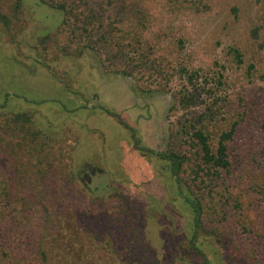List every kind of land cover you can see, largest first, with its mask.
Listing matches in <instances>:
<instances>
[{"label":"rangeland","instance_id":"374dc122","mask_svg":"<svg viewBox=\"0 0 264 264\" xmlns=\"http://www.w3.org/2000/svg\"><path fill=\"white\" fill-rule=\"evenodd\" d=\"M132 1L148 8L144 40L160 44L168 79L157 70L141 77L105 70L89 52L59 53L52 37L43 40L61 16L33 0L9 32L0 25V120L30 114L35 135L25 140L38 159L55 161L59 177L44 182L56 196H45L46 208L27 183L0 194V264H44L42 247L59 238L91 264H183L193 215L176 177L168 162L135 150L130 132L106 110L135 130L139 146L188 154L181 178L205 199L207 231L198 245L211 264H264V51L249 35L264 0ZM232 127L227 172L194 175L193 128L214 145ZM1 145V162L13 160ZM109 231L116 242L108 249ZM186 262L202 264L195 255Z\"/></svg>","mask_w":264,"mask_h":264},{"label":"trees","instance_id":"16d2710c","mask_svg":"<svg viewBox=\"0 0 264 264\" xmlns=\"http://www.w3.org/2000/svg\"><path fill=\"white\" fill-rule=\"evenodd\" d=\"M25 1L0 0V25L6 32H9L15 22L19 20L24 10ZM33 2L38 7H45L61 16L57 32L48 35L43 40L47 42L52 37L55 50L59 53L81 56L89 52L99 60L101 67H104L105 70L124 76L138 75L140 77L147 71L149 73L150 70H157L160 72L158 76L168 79L170 64L166 56L159 53L158 45L160 44L155 41L144 40L145 34L150 31L147 7L139 5L138 2H129V0H33ZM127 32L128 35L125 38ZM249 35L257 43L259 49L264 51V9L258 24L251 28ZM55 42L60 44L58 48H56ZM232 51L237 58L240 57L238 50L233 49ZM180 71L188 74L184 68H180ZM163 72L164 74H162ZM188 79L191 81L192 75H188ZM106 113L114 117L120 125L130 132L135 150L142 153L148 152L150 155L168 162L172 176L176 177L174 180L178 194L193 215L192 235L185 240L186 245L184 244L189 249V253L181 259L182 263L189 264L186 260L189 256L195 255L201 259L202 264H211L198 245V238L200 235L206 234L207 231L204 229L203 223L205 199L203 196L201 197V194L194 195L189 192L186 188L187 183H184L181 178L183 166L187 164L190 166L191 159L188 154L174 151L161 153L139 146L135 130L128 126L119 114L108 110ZM2 120H0L1 148L5 149L7 146L8 151H11L14 157L13 160H10L11 157L3 163L0 159V194L3 197L9 196L10 188H17V184L24 186V183H27V186L34 190L35 199H39L37 201L40 205L46 208L48 202L45 196L49 195L51 198L52 195V199L56 197L45 186L48 184V177L58 182L59 177L54 173L55 161L44 160V158L43 160L38 159L35 155L36 150L28 146L25 133L35 135V132L32 131L30 114H13L8 116L6 120ZM233 133L234 128L232 127L229 131L222 133L217 143L212 145L203 130L193 128L190 139L193 147L196 148L199 161L194 164L192 169L194 175L197 176L198 171L210 172L208 177L217 175L221 170L227 172L230 166L227 152L228 141L232 139ZM20 135L22 136L21 141L13 144L12 138L15 136L20 138ZM31 141L34 143L33 140ZM24 157L27 159L24 160ZM17 161L20 162L19 165ZM9 162L10 166L7 164ZM12 166H15V170L11 173L13 176L11 178L5 177V170H12ZM191 166L193 165L191 164ZM44 182H46L45 185ZM114 235L113 231L104 235L108 249L116 242ZM96 237L98 236L96 235ZM76 239L79 242L78 245L82 247L81 236L76 235ZM65 240L67 241V239ZM61 241L62 238H59L58 243L57 240L54 241V244L50 245L52 248L42 245L40 252L42 259L39 262L44 264H91L88 258L81 257L80 253L76 255L78 253L76 250L73 249L72 252V249H68V246ZM40 244H43L41 240ZM69 244L72 246L73 243ZM97 245L100 248V243ZM115 250L116 248L110 251L114 253ZM134 257L128 255V261L130 262Z\"/></svg>","mask_w":264,"mask_h":264}]
</instances>
